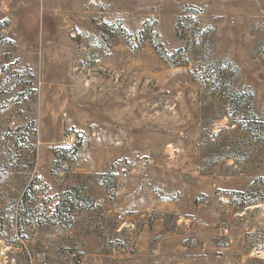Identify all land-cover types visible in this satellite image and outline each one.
Masks as SVG:
<instances>
[{"label":"rangeland","instance_id":"rangeland-1","mask_svg":"<svg viewBox=\"0 0 264 264\" xmlns=\"http://www.w3.org/2000/svg\"><path fill=\"white\" fill-rule=\"evenodd\" d=\"M3 246L264 264V0H0Z\"/></svg>","mask_w":264,"mask_h":264},{"label":"crops","instance_id":"crops-1","mask_svg":"<svg viewBox=\"0 0 264 264\" xmlns=\"http://www.w3.org/2000/svg\"><path fill=\"white\" fill-rule=\"evenodd\" d=\"M73 213L79 214V212H73ZM62 223H63L62 220H60V226ZM77 234H78V232L75 235L77 244L74 247V249H71L72 250L71 255L72 256L77 255V257H81L83 255H86L87 258H89V259H92V256H94V257L97 256L98 246H99L98 238L94 235L87 234V235H84L80 241V237ZM46 241L48 242V243L47 242L46 243L49 245L50 239L46 238ZM44 243H45V241L43 242V245H44ZM61 249L62 250H61L60 255L63 257H67V253H69L67 246H65V248H61ZM18 258L22 264L27 263V258L23 253H20ZM104 260H105L104 258H100L98 261L100 264H104ZM69 262L71 263V261H69ZM80 262L81 261H78L77 263H80ZM38 264H40V263H38ZM41 264H56L55 256L52 255L51 249H50L48 260H46V262H41Z\"/></svg>","mask_w":264,"mask_h":264},{"label":"built area","instance_id":"built-area-1","mask_svg":"<svg viewBox=\"0 0 264 264\" xmlns=\"http://www.w3.org/2000/svg\"><path fill=\"white\" fill-rule=\"evenodd\" d=\"M121 217V216H119ZM13 247L12 246H3L0 248V255L1 257L4 256L3 260L0 261V264H22L16 254L13 253ZM28 258H27V263L25 264H37L35 257L28 251L27 252ZM46 254L43 253L40 262H43L42 258L45 259ZM39 262V263H40Z\"/></svg>","mask_w":264,"mask_h":264}]
</instances>
